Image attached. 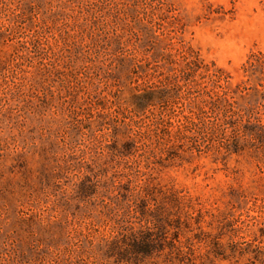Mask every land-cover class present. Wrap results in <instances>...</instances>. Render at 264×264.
I'll return each mask as SVG.
<instances>
[{
  "label": "rangeland",
  "instance_id": "obj_1",
  "mask_svg": "<svg viewBox=\"0 0 264 264\" xmlns=\"http://www.w3.org/2000/svg\"><path fill=\"white\" fill-rule=\"evenodd\" d=\"M252 53L264 0H0V264H264Z\"/></svg>",
  "mask_w": 264,
  "mask_h": 264
},
{
  "label": "trees",
  "instance_id": "obj_2",
  "mask_svg": "<svg viewBox=\"0 0 264 264\" xmlns=\"http://www.w3.org/2000/svg\"><path fill=\"white\" fill-rule=\"evenodd\" d=\"M252 58H255V62L254 63H252V61H251ZM260 60H262V62ZM190 66H192V65L186 66L187 69L185 68L186 70H188V72L193 71L194 67L192 68ZM248 68H252L250 70L257 69V71L259 73L264 75V55L261 54V53H258L257 55L252 53L251 55H249L247 61L245 62V66H243V70H245V72H247L246 70ZM184 73L185 72H182V74H183L182 78H184V76H186V75H184ZM187 76H188V73H187ZM187 76L185 78H187Z\"/></svg>",
  "mask_w": 264,
  "mask_h": 264
}]
</instances>
